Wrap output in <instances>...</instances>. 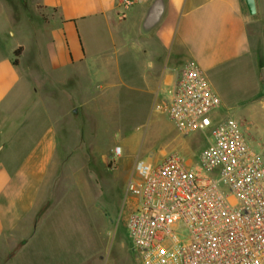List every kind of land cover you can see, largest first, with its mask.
Masks as SVG:
<instances>
[{"label":"crops","instance_id":"0c3cea01","mask_svg":"<svg viewBox=\"0 0 264 264\" xmlns=\"http://www.w3.org/2000/svg\"><path fill=\"white\" fill-rule=\"evenodd\" d=\"M155 1L29 0L34 11L21 7L16 16L5 1L14 40L0 38V112L17 100L153 99L162 109L182 66L195 60L221 109L238 108L263 139L264 0H255L254 14L245 0H159L158 22L145 25ZM42 119L19 165L0 161V264H103L89 238L50 236L96 226H46V214L37 220L59 143L53 118ZM128 137L123 153L133 160L140 139ZM251 143L264 155V145Z\"/></svg>","mask_w":264,"mask_h":264},{"label":"built area","instance_id":"2783aa9c","mask_svg":"<svg viewBox=\"0 0 264 264\" xmlns=\"http://www.w3.org/2000/svg\"><path fill=\"white\" fill-rule=\"evenodd\" d=\"M221 105L206 72L188 60L162 109L178 134L204 132L208 144L194 161L179 151L136 158L126 227L138 264H264V155L242 121L215 119ZM122 154L117 145L114 158Z\"/></svg>","mask_w":264,"mask_h":264},{"label":"rangeland","instance_id":"374dc122","mask_svg":"<svg viewBox=\"0 0 264 264\" xmlns=\"http://www.w3.org/2000/svg\"><path fill=\"white\" fill-rule=\"evenodd\" d=\"M5 1L15 16L21 7L34 9L29 0H0V38L9 43L14 39L4 22ZM141 35L146 36L143 32ZM84 101L89 103L84 105ZM158 106L153 99L17 100L0 112V161L11 167L19 165L25 150L35 141L36 137L29 134L42 129V118L50 114L55 121L59 133L57 162L50 170L48 196L37 220L46 214L41 221L46 226L91 225L97 230L91 227L86 233L55 232L50 235L53 240L89 238L91 251L99 253L103 264H137L126 227L133 207L127 181L134 159L140 156L156 162L171 151H179L194 161L195 154L208 144L207 133L178 134L168 113ZM214 117L242 120L248 139L257 148L264 145V137L253 133L249 120L240 115L238 108H220ZM130 134L139 137L141 150L132 156L133 160L125 150L114 158L115 147L125 148Z\"/></svg>","mask_w":264,"mask_h":264},{"label":"water","instance_id":"95a60500","mask_svg":"<svg viewBox=\"0 0 264 264\" xmlns=\"http://www.w3.org/2000/svg\"><path fill=\"white\" fill-rule=\"evenodd\" d=\"M247 8L251 14L256 12V3L255 0H245ZM162 13L161 3L159 0H156L148 12V16L145 22V25L153 26L155 25Z\"/></svg>","mask_w":264,"mask_h":264},{"label":"trees","instance_id":"16d2710c","mask_svg":"<svg viewBox=\"0 0 264 264\" xmlns=\"http://www.w3.org/2000/svg\"><path fill=\"white\" fill-rule=\"evenodd\" d=\"M20 51H21V48H17L16 50H15V54H19L20 53ZM14 62L15 63H17V60H14ZM40 211H42V210H40Z\"/></svg>","mask_w":264,"mask_h":264}]
</instances>
